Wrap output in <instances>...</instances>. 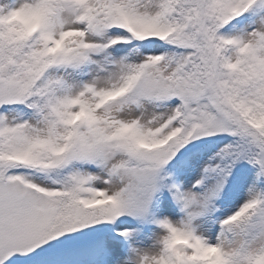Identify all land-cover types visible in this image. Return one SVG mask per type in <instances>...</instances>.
<instances>
[{
	"label": "snow or ice",
	"instance_id": "obj_1",
	"mask_svg": "<svg viewBox=\"0 0 264 264\" xmlns=\"http://www.w3.org/2000/svg\"><path fill=\"white\" fill-rule=\"evenodd\" d=\"M0 264H264V0H0Z\"/></svg>",
	"mask_w": 264,
	"mask_h": 264
}]
</instances>
